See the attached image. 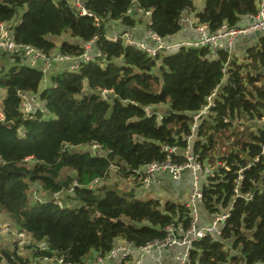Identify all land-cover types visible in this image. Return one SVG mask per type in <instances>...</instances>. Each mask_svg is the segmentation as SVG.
<instances>
[{"label":"trees","instance_id":"1","mask_svg":"<svg viewBox=\"0 0 264 264\" xmlns=\"http://www.w3.org/2000/svg\"><path fill=\"white\" fill-rule=\"evenodd\" d=\"M53 1L0 0V22L11 23L18 42L47 54L78 56L97 36L102 57L79 71L55 73L54 86L45 88L38 68L19 65L9 54L0 58L10 62L0 68V208L18 230L47 242L49 250L34 255L84 264L92 250L104 257L117 238L139 247L164 239L168 225L188 227L185 203L141 199L139 183L125 189L105 180L114 166L118 177L135 180L134 170L167 158L164 147L191 145L209 169L200 186L205 207L230 212L219 238L195 242L189 264H264V37L243 59L186 46L152 57L105 36L111 20L138 23L127 14L132 0H85L92 15L79 14L69 0ZM137 1L152 11L149 28L163 38L178 33L182 14L196 9L193 0ZM257 10L258 0H204L196 16L217 30L237 27ZM62 34L69 38L57 44ZM103 90L113 92L105 97ZM19 92H39L46 114L24 116ZM158 104L168 105L161 119L146 111ZM205 107L194 132L195 116ZM93 142L101 155L86 146ZM173 158L184 160L180 152ZM75 180L79 186L68 193ZM57 191L64 206L53 200ZM2 257L24 262L16 248L2 249Z\"/></svg>","mask_w":264,"mask_h":264},{"label":"built area","instance_id":"2","mask_svg":"<svg viewBox=\"0 0 264 264\" xmlns=\"http://www.w3.org/2000/svg\"><path fill=\"white\" fill-rule=\"evenodd\" d=\"M70 6L75 9L81 15H92L85 5V0H69ZM55 3V0L53 1ZM127 14L131 17H136L144 14L148 25V31H146L143 37H137V33L134 31V26H125L119 28L116 26V22L109 21L106 23L107 39L117 42L119 40L124 41L128 45L145 52L148 56H158L161 53L178 50L180 47H204L207 48L213 54L227 50L232 51L234 47L235 39L239 35L248 33H259L264 31V0H258V10L254 14H249L243 18L250 21L247 24H241L237 27H230L227 24L222 25L217 30H211L208 24L205 23H192L188 16H184L181 19L182 30L187 25L193 27L199 34L195 40L180 41L176 43L167 42L162 36L154 32L149 27L152 24V11L144 9L137 0H132L130 7L127 10ZM96 25H99L98 17H95ZM111 22L113 24H111ZM120 23V22H119ZM95 36L93 39L85 41L83 46V52L80 55H72L63 53L60 50L54 51L52 54H47L44 51L36 48L33 45L18 42L16 40L15 32L11 25L6 22H0V58L3 54H9L14 56L13 60H16L19 65H25L30 68H38L42 73L41 88L54 86L53 75L57 72L63 71H79L83 64L91 62L94 59L102 57V51L96 46ZM108 92L112 93L113 90H103L102 94L107 97ZM21 98L20 109L24 116L34 117L39 113L48 111L46 100H44L39 92H19ZM2 96H0V118H4V111L2 110ZM210 104L212 103L210 97ZM205 107L203 111L195 116V120L207 112ZM149 107L146 108L148 112ZM161 118V116L159 117ZM195 123L192 127L194 131ZM191 136L189 141L191 142ZM95 154L101 155V145L93 142L89 145ZM67 149H72V145H65ZM85 147V146H84ZM166 152H169L167 158L163 161L152 162L134 170L137 179H133L134 182L140 184V190H148L149 187L154 184L159 173H167L173 179H179L185 172L189 171L192 175V194L187 202V207L190 210V225L184 227L182 224H171L166 226L165 237L162 240L147 243L143 246H135L132 243H125L117 246H113L112 249L105 255L109 259L115 256L123 258H129L135 252H141L142 254H152L153 251L160 250L170 246H180L184 248L183 253L178 256L179 264H189L190 262V250L193 248L195 242L203 239L206 236L220 237L224 222L229 216V212L224 214H218L217 218L207 224L200 225L199 216L196 210V203L202 200V192L200 189L202 180L206 177L209 169L203 166L198 156L194 154L192 146L188 145L183 150H179L178 147H164ZM180 152L183 155V162H178L173 158V153ZM242 177V176H240ZM101 180L95 179L88 187H94ZM79 186L78 181H74L68 189V193L74 191V187ZM251 197L247 196V198ZM41 201L40 197H36ZM63 192L57 191L53 194V200L59 205L64 206ZM43 201V200H42ZM1 233L4 238H13L17 240L24 247L33 249L34 251L46 252L49 250V246L45 240L36 241L30 234L18 230L14 223L5 221L1 225ZM1 254V253H0ZM14 259V257H12ZM102 259V258H101ZM38 264H72L66 261L64 258L44 254L38 257ZM137 264H143L138 261Z\"/></svg>","mask_w":264,"mask_h":264},{"label":"crops","instance_id":"3","mask_svg":"<svg viewBox=\"0 0 264 264\" xmlns=\"http://www.w3.org/2000/svg\"><path fill=\"white\" fill-rule=\"evenodd\" d=\"M195 4V11L187 12V16L190 18L192 23H196L197 16L196 12L199 11L204 6V0H193ZM142 17V16H141ZM135 18V17H134ZM139 19V18H137ZM116 22V21H115ZM250 23L249 20L246 18H242L240 24H247ZM11 25V23H8ZM116 26L119 28H124L126 25L116 22ZM148 25L144 22V19L138 21V23L134 26V31L137 33V37H143L146 31H148ZM198 33L195 31L193 27L187 25L184 30H180L178 33L166 38L165 40L169 43H176L180 41H190L195 40L198 37ZM237 40L235 39L234 47L232 48L233 54L238 56L240 59L245 57L246 51L249 47L256 44L258 40L263 36L264 31L255 33H248L239 35ZM176 51V50H175ZM173 52V51H170ZM148 115L156 114L159 118L162 117L163 111L167 110V104H158V105H151L148 106ZM209 108H207L208 112ZM206 112V113H207ZM205 114V113H204ZM161 119V118H159ZM195 123H198V120H195ZM196 128V126H195ZM195 132V129H194ZM192 143V141H191ZM206 178V177H205ZM205 178L202 180H205ZM120 181H125L124 179L119 178ZM127 181V180H126ZM130 181V180H128ZM132 185V184H131ZM133 187V186H132ZM192 175L189 171L185 172L179 179H173L167 173H159L158 177L154 184H152L148 190L145 191H138V194L141 193H155L156 197L162 199H170L178 203H185L187 204L190 195L192 194ZM196 210L199 216L200 225H207L213 222L218 214H224L230 212L229 209H224L221 213L214 214L208 211L205 207L202 200L197 201L196 203ZM6 214H0V227L3 222L9 221L7 219ZM219 238V237H216ZM127 243L124 239L117 238L114 242V245H121ZM5 250H13L16 248L18 254L23 256L24 262L17 261L15 259L10 260L5 257H2L0 264H38V257L34 255V250L28 247H24L21 245L17 240L13 238H4V235L1 233L0 228V253L2 254V248ZM184 248L180 246H170L160 250L153 251L152 254H142L141 252H135L129 258H121L120 256H115L109 259L104 256H100V254L92 250L84 260V264H137L138 261H141L143 264H179L178 256L183 253ZM102 258V259H101ZM27 261V263H26Z\"/></svg>","mask_w":264,"mask_h":264},{"label":"rangeland","instance_id":"4","mask_svg":"<svg viewBox=\"0 0 264 264\" xmlns=\"http://www.w3.org/2000/svg\"><path fill=\"white\" fill-rule=\"evenodd\" d=\"M187 12H190L191 13V11H186V12H184L183 14H182V16L181 17H184V16H187ZM142 16V17H141ZM144 14H142V15H140V16H138V15H136V17H135V19H137V18H141L142 20L144 19V22H146L147 23V21H146V18L145 17H147V16H145ZM151 16H152V14H151ZM182 19V18H181ZM181 19H180V22H181ZM112 21H114V20H112ZM14 23H16L17 22V20H14L13 21ZM115 22V21H114ZM198 23V22H197ZM111 24H113L112 22H111ZM239 37H241V36H237L236 37V40L239 38ZM66 38H69L68 37V34H62L60 37H58L57 39H56V41H57V44H59L60 42H61V40H63V39H66ZM10 64V62H9V60H8V58H6V57H4V58H2L1 60H0V68H3V66L4 67H7L8 65ZM162 105H164V104H162ZM111 172H112V175H110V177L109 178H107L105 181L111 186V185H116L117 187H119V188H133L135 185H137V183L136 182H134L133 180H130V181H128V183H127V181H120V177H118L117 176V169H116V166H114V167H112V169H111ZM121 179H123V178H121ZM128 184V185H127ZM132 184V185H131ZM133 186V187H132ZM140 190V188L139 189H137L136 190V193H137V197H139V198H141V199H147V198H150V197H156L155 195V193H141V194H138V191ZM40 194H42V192H41V190H39L38 192H37V195H40ZM70 205H72V203H70ZM74 205V204H73ZM0 214H6V212L4 211V210H2L1 208H0ZM2 248V247H1ZM3 249V248H2Z\"/></svg>","mask_w":264,"mask_h":264},{"label":"water","instance_id":"5","mask_svg":"<svg viewBox=\"0 0 264 264\" xmlns=\"http://www.w3.org/2000/svg\"><path fill=\"white\" fill-rule=\"evenodd\" d=\"M257 34H258V33H257ZM222 86H223V84H222V85L219 87V89H221V88H222ZM210 108H211V106H210ZM210 108H209V109H210ZM168 111H171V109H169Z\"/></svg>","mask_w":264,"mask_h":264}]
</instances>
